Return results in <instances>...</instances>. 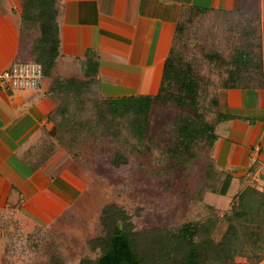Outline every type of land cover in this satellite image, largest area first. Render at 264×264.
<instances>
[{
    "label": "trees",
    "instance_id": "1",
    "mask_svg": "<svg viewBox=\"0 0 264 264\" xmlns=\"http://www.w3.org/2000/svg\"><path fill=\"white\" fill-rule=\"evenodd\" d=\"M20 2L22 34L35 36L23 63L40 65L43 76L49 77L59 56V0ZM212 17H221L228 26L223 48L221 30L206 28ZM263 58L260 0H237L229 12L187 7L177 23L157 94L102 96L96 80L97 55L87 52L85 79L53 80L50 94L56 106L48 117L53 129L32 152H38L40 165L59 149L79 162L85 147L92 152L99 145L110 154L109 164L118 169L127 165L133 154H151L153 109H176L173 120L163 122L170 137L163 158L173 161L175 169L190 171L191 164L207 153L203 174L209 184L205 188L226 196L234 176L209 156L217 127L231 119L219 111V90L261 89ZM118 143L122 149L116 148ZM251 175L252 170L240 178L242 187L222 216L206 205L209 213L203 220L174 227L137 229L124 208L115 203L105 205L99 215L100 233L86 241L77 264H239L236 257L245 259L240 264H262L264 187L251 183ZM52 264L65 261L54 257Z\"/></svg>",
    "mask_w": 264,
    "mask_h": 264
},
{
    "label": "crops",
    "instance_id": "2",
    "mask_svg": "<svg viewBox=\"0 0 264 264\" xmlns=\"http://www.w3.org/2000/svg\"><path fill=\"white\" fill-rule=\"evenodd\" d=\"M236 2L59 0V56L51 75L43 76L37 91H0V264L31 262L12 247V232L18 236L34 232L35 238L49 240V251L40 245L30 253L42 256V264H52L54 257L72 264L70 257L76 259L75 253L83 252L88 240L79 230L89 216L81 215L82 198L91 186L86 173L62 149L41 165L38 152H32L53 129L48 120L56 106L50 94L53 80L85 79L87 52H93L102 96L155 95L183 10L197 6L229 12ZM260 15L264 24V0ZM21 26L20 0H0V72L28 59L35 36L23 35ZM262 72L259 90L219 92V111L231 119L217 127L221 140L212 151L217 166L232 173L233 181L252 170L251 183L260 187H264V58ZM219 129L224 130L222 137ZM64 240L71 243L70 257L64 255ZM76 242L83 244L78 248Z\"/></svg>",
    "mask_w": 264,
    "mask_h": 264
},
{
    "label": "rangeland",
    "instance_id": "3",
    "mask_svg": "<svg viewBox=\"0 0 264 264\" xmlns=\"http://www.w3.org/2000/svg\"><path fill=\"white\" fill-rule=\"evenodd\" d=\"M221 19V17H212L206 22V28L210 29L214 26L219 31L221 30L218 33L222 37L221 47H224L229 31L227 24ZM207 73L203 72V74ZM177 113L176 109L163 110L159 107L153 109L149 134L155 136V141L149 144L151 154L137 156L133 154L125 166L118 169L113 168L109 164L110 154L106 152L107 149L104 146L99 147V145L92 152L91 149L85 147L80 154L82 158L79 162L72 159L79 169L86 173V179L91 185L82 198L84 206H82L81 215L89 213L87 219L83 220L84 230L79 228L80 231H83L80 234L82 239H90L100 233V210L110 203L124 208L132 217L137 229L174 227L185 222L203 220L209 213L206 205L215 207L218 210V216H222L228 210L232 197L240 190L242 184L238 180H232L226 196L210 193L205 188L209 183L203 174L204 158L206 155L208 156L207 153H204L206 155H202L200 160L191 164L190 171L175 169L173 161L169 162L163 158L162 150L167 148L170 143L169 133L163 126V122L173 120ZM218 133L222 137L224 130L219 129ZM219 140L221 139L216 141L219 142ZM116 148L122 149L121 143H118ZM72 150H74V145H72ZM211 155L210 153L209 156ZM81 224L79 222L75 226L79 227ZM16 228L17 226H14V229ZM11 234H14L10 238L12 247L15 246L14 249H19L23 256L29 257L30 264H34L36 259H38L37 264L43 263L42 256L36 258L30 253L37 251L40 245L47 248L45 250L43 248L44 251H49L48 246L51 245L48 239L35 238L34 232L20 236L14 232ZM70 244L68 240H64L62 243L63 250L65 249L64 255L69 257L72 254ZM82 244V242H76L78 248ZM82 254V252L75 253L76 259L70 257L72 264H77L78 258ZM86 255L95 257L89 253ZM235 261L240 264L245 259L236 257Z\"/></svg>",
    "mask_w": 264,
    "mask_h": 264
},
{
    "label": "built area",
    "instance_id": "4",
    "mask_svg": "<svg viewBox=\"0 0 264 264\" xmlns=\"http://www.w3.org/2000/svg\"><path fill=\"white\" fill-rule=\"evenodd\" d=\"M43 79L42 68L33 63H14L0 72V91H37Z\"/></svg>",
    "mask_w": 264,
    "mask_h": 264
}]
</instances>
